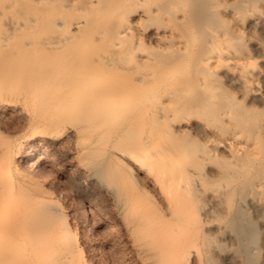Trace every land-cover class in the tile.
<instances>
[{"label":"bare ground","instance_id":"6f19581e","mask_svg":"<svg viewBox=\"0 0 264 264\" xmlns=\"http://www.w3.org/2000/svg\"><path fill=\"white\" fill-rule=\"evenodd\" d=\"M255 29L264 0H0V110L26 120L21 137L0 132V264H74L41 180L48 148L106 188L109 232L140 264H253L264 239Z\"/></svg>","mask_w":264,"mask_h":264},{"label":"rangeland","instance_id":"374dc122","mask_svg":"<svg viewBox=\"0 0 264 264\" xmlns=\"http://www.w3.org/2000/svg\"><path fill=\"white\" fill-rule=\"evenodd\" d=\"M255 33L264 45V29H255ZM23 120L24 118L16 112L0 110V132L10 135L18 129L19 132L16 135L19 133L18 137H21L26 132V120ZM20 132L22 133L20 134ZM33 144L29 145L32 149L37 146L36 143ZM51 149L46 150L50 152L52 162L51 160H41L44 165L48 163L46 167L49 169L48 176L42 177L41 180L44 181L48 191V199L54 204L56 203L58 211L62 214L71 233L69 241L77 244L78 252L71 258L72 263L76 264L82 261L85 264H140L129 253L123 242L119 240L118 242L117 237H112L113 234L109 232L111 228L115 229L118 226L119 221L114 216V207L106 188L100 186L98 182L91 184L87 176L79 177L77 168L68 164L67 158L65 160L64 157L55 154ZM85 211L92 213V220L88 223L83 221ZM258 237L256 245L259 244L260 248L257 246L259 250L253 264H264V245H262L264 239L262 234ZM114 243H117V246ZM121 243L123 246H118Z\"/></svg>","mask_w":264,"mask_h":264}]
</instances>
